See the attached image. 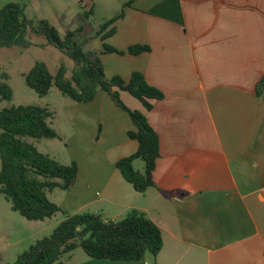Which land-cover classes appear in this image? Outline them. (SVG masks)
<instances>
[{"label": "crops", "instance_id": "crops-1", "mask_svg": "<svg viewBox=\"0 0 264 264\" xmlns=\"http://www.w3.org/2000/svg\"><path fill=\"white\" fill-rule=\"evenodd\" d=\"M26 1L37 12L41 4V21L66 32L84 37L90 26L81 44L99 55L108 79L129 81L141 72L164 95L146 111L120 93L129 109L145 113L160 139L155 186L145 194L116 167L138 143L128 137L129 114L103 91L66 111L65 159L49 153L79 168L70 190L51 193L64 218L93 213L118 221L140 210L161 229L162 251L151 260L113 262L77 257L76 250L64 264H264V0H78L87 5V22L101 12L95 30L73 23L80 15L73 6L69 18L60 12L66 0ZM103 44L126 53L103 54ZM132 46L150 51L131 55ZM134 168L143 172L145 163L136 160Z\"/></svg>", "mask_w": 264, "mask_h": 264}, {"label": "trees", "instance_id": "trees-1", "mask_svg": "<svg viewBox=\"0 0 264 264\" xmlns=\"http://www.w3.org/2000/svg\"><path fill=\"white\" fill-rule=\"evenodd\" d=\"M124 14L123 11L104 23L98 34H103ZM30 30L45 37L49 44L69 57L76 68L68 79L65 66H61L54 76L45 63L37 62L25 75L27 85L40 97L49 95L55 86L64 97L78 104L92 102L99 91L107 93L120 109L129 114L134 130L128 133V137L138 143L136 153L119 160L116 167L139 194H145L155 186L154 172L161 156L160 139L145 113L129 109L120 93H129L146 111H151L153 102L163 99V92L151 86L141 72H134L129 81L121 77L108 79L99 55L84 52L78 40L80 30L68 31L62 38L48 20L35 25L27 17L25 6L14 2L0 4V48L27 46ZM115 33L116 28H113L102 36V41ZM148 51V46H132L127 53L140 55ZM111 53L123 55L126 52L103 44V54ZM263 85L264 78L260 83ZM0 99L13 100V91L7 82L0 85ZM52 116L48 108L36 105L12 106L0 111V194L11 202L14 211L29 221H45L63 214L61 208L51 201L49 193L70 190L79 172L77 163L63 164L26 140L59 139L57 131L49 124ZM136 160L145 163L143 172L134 168ZM163 245L161 229L140 210L133 209L118 221L106 220L93 213L66 215L50 236L36 241L14 264H64L63 258L78 247L92 259L137 262L149 254L156 258Z\"/></svg>", "mask_w": 264, "mask_h": 264}, {"label": "rangeland", "instance_id": "rangeland-1", "mask_svg": "<svg viewBox=\"0 0 264 264\" xmlns=\"http://www.w3.org/2000/svg\"><path fill=\"white\" fill-rule=\"evenodd\" d=\"M66 1L67 4L62 7L60 12L67 15L69 18L68 13L72 15L73 12H75L71 7L73 6L80 12V15L73 23H75L77 27L89 23L94 30L96 29L95 27L98 25L99 21H101V18L97 16H102L101 12L96 13L87 22L84 19L86 10L80 6L78 0ZM11 2L19 3L23 6L27 3L26 0H0V4L2 6ZM39 5L42 6L41 4H38V12L43 13ZM28 9H26L27 17L33 20L35 25H38L41 19L37 15L38 12L36 10V6L32 3ZM49 9L51 10L48 16H51V14L54 13V9H52V7ZM34 13L36 17L32 15ZM60 27V29H57L62 38H64L67 32L62 28V26ZM85 28L87 30L86 35H84V37L83 35H79L78 37L80 44L83 38L87 36L89 37L92 34L90 26L86 25ZM27 40L29 42L27 46L0 48V85L2 82H7L13 91L12 101H3L0 99V111L8 107H18L22 105H36L48 108L53 114V116L49 119V124L57 131L60 138H26V140L36 146L38 150L44 154L50 155L49 153H51L53 155L54 153L58 155L57 159H65L68 152V135L71 133V128L67 122L68 115L66 111H68L71 105L76 104V102L64 97L55 86H53L50 90L49 95L46 97H40L27 85L25 75L37 62H43L48 66L50 72L54 76L57 75L61 66H65L67 69L66 77L71 79L76 65L64 53L49 44L45 37L34 34L32 30L29 31ZM93 45L94 43L90 47H93ZM84 48V52H87L88 46L85 45L83 46V49ZM4 75H7V78L4 77ZM49 197L52 199L53 195L49 193ZM64 219L65 218L60 213L52 219H47L45 221H29L20 213L14 211L11 202H9L4 195L0 194V264H14L18 257L35 244L36 241L50 236ZM76 250L78 253L77 257L87 256L82 248L78 247ZM148 257L150 260L153 258L150 254Z\"/></svg>", "mask_w": 264, "mask_h": 264}, {"label": "built area", "instance_id": "built-area-1", "mask_svg": "<svg viewBox=\"0 0 264 264\" xmlns=\"http://www.w3.org/2000/svg\"><path fill=\"white\" fill-rule=\"evenodd\" d=\"M82 6L85 8L87 5L85 3H83Z\"/></svg>", "mask_w": 264, "mask_h": 264}]
</instances>
